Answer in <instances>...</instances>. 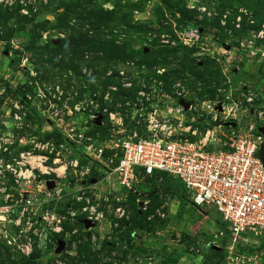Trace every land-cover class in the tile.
<instances>
[{
    "label": "rangeland",
    "instance_id": "374dc122",
    "mask_svg": "<svg viewBox=\"0 0 264 264\" xmlns=\"http://www.w3.org/2000/svg\"><path fill=\"white\" fill-rule=\"evenodd\" d=\"M180 101L187 119L235 105L242 125L253 119L264 0H0V264H264V234L218 239L216 211L180 204L162 182L143 180L134 196L68 168L59 198L37 188L56 180L41 173L74 160L84 169L99 150L115 162L114 142L139 129L133 117ZM60 127L82 143H65ZM31 168L34 182L21 177ZM84 195L101 215L90 232L75 202ZM47 212L64 218L59 234Z\"/></svg>",
    "mask_w": 264,
    "mask_h": 264
},
{
    "label": "built area",
    "instance_id": "2783aa9c",
    "mask_svg": "<svg viewBox=\"0 0 264 264\" xmlns=\"http://www.w3.org/2000/svg\"><path fill=\"white\" fill-rule=\"evenodd\" d=\"M207 109L211 111H207L209 118L187 119L183 108L160 110L154 104L137 121L133 117L139 129H130L126 136L114 142L113 149L118 152L115 162L101 163L102 150L97 157L85 153L92 160L89 166L79 170L78 160H74L55 170L46 172L44 169L41 175L53 174L56 180H39L37 188L49 198L52 192L59 198L61 189L57 181L65 179L70 168L83 185L95 184L93 178L99 176L104 177V182L117 183L124 192L140 196L137 187L143 180L151 184L150 179L166 176L182 184L193 207H211L216 211L220 222L218 239L236 245L252 235L260 236L264 234V134L259 130L264 128V102L253 112V119L243 125L237 121L236 105L221 109L207 106ZM80 110V106L75 108V112ZM115 117H119L115 121L119 133L125 132L122 117L117 114L110 119ZM210 121L217 125L216 128L208 126ZM230 122L236 126L225 127ZM224 128L227 129L224 131ZM58 130L65 137V143L69 141L78 144L77 147L82 143L84 134L76 135L74 129L67 127ZM36 162L33 165H39ZM61 168L63 172L59 175L57 171ZM31 170L26 171L23 178L34 182V169ZM51 182L54 188L49 191L46 185ZM75 202L80 205L78 211L84 216L90 232V226L94 227L101 218L98 206H93L90 197L85 195ZM73 211V207L67 211L72 220L76 218ZM62 219L48 212L44 216L54 234L61 232ZM25 250L29 255L27 248Z\"/></svg>",
    "mask_w": 264,
    "mask_h": 264
},
{
    "label": "trees",
    "instance_id": "16d2710c",
    "mask_svg": "<svg viewBox=\"0 0 264 264\" xmlns=\"http://www.w3.org/2000/svg\"><path fill=\"white\" fill-rule=\"evenodd\" d=\"M159 177H160V179H159ZM94 178L100 179L99 176H96ZM150 182L151 183L162 182V184H165L169 187L168 192L170 194L174 195L180 204L189 203V201L187 200V197H186L184 187L182 186V184L179 181L174 180V179L169 178V177H166V176L158 175L157 180L150 179Z\"/></svg>",
    "mask_w": 264,
    "mask_h": 264
},
{
    "label": "water",
    "instance_id": "95a60500",
    "mask_svg": "<svg viewBox=\"0 0 264 264\" xmlns=\"http://www.w3.org/2000/svg\"><path fill=\"white\" fill-rule=\"evenodd\" d=\"M179 105L183 108L184 111H187L189 109V107H190L188 103H185L183 101H180L179 102ZM235 126H236V124L233 123V122H230V123L225 124V127H232V128H234ZM259 132L262 133V134H264V128L260 129ZM263 165H264V160H263ZM92 183H94V181H92ZM46 186H47V189H49V190H51V189L54 188V184L52 182L51 183H47Z\"/></svg>",
    "mask_w": 264,
    "mask_h": 264
},
{
    "label": "bare ground",
    "instance_id": "6f19581e",
    "mask_svg": "<svg viewBox=\"0 0 264 264\" xmlns=\"http://www.w3.org/2000/svg\"><path fill=\"white\" fill-rule=\"evenodd\" d=\"M36 161H31V165H33V163H35ZM30 163V162H29ZM39 168H41L39 165H37ZM43 171H44V169L43 168H41ZM62 172H63V168H61V169H59L58 171H57V173L60 175V174H62ZM24 176H26L25 174H23V175H21V177H24Z\"/></svg>",
    "mask_w": 264,
    "mask_h": 264
}]
</instances>
